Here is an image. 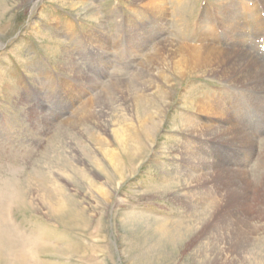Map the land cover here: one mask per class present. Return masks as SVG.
<instances>
[{"label":"rangeland","instance_id":"obj_1","mask_svg":"<svg viewBox=\"0 0 264 264\" xmlns=\"http://www.w3.org/2000/svg\"><path fill=\"white\" fill-rule=\"evenodd\" d=\"M222 1L165 0L163 14L167 16L162 28V21L154 20L156 15L147 10L149 7L132 0H0V229L8 230L16 244L22 245V264H264V216L258 213L264 201V104H246V92L240 86L233 87L206 68H197L181 79L173 77V85L167 88L169 105L163 121L153 130L150 148L142 138L146 153L141 159L128 165L111 138H107V150L121 164L118 168L102 154L94 157L104 166L94 168V154L87 151L91 132L104 130L92 115H82L83 103L107 96L113 83L144 82L150 65L145 60L158 41L195 47L202 37V25L216 36L213 18L217 19L211 15L207 21L204 7L210 8V15ZM242 1L243 8H237L252 17L253 1ZM138 10L144 16L140 19L154 24L155 33L146 37L149 40L141 47L127 51L128 21ZM141 21L136 19L135 23ZM68 28L73 31L70 35ZM94 31L107 40L108 64L102 61L96 66L95 61L83 58L88 57V46L93 47L88 38ZM118 37L120 42L114 44ZM69 60L75 63L71 71ZM87 77L94 82L89 85ZM51 80L54 87L48 84ZM226 88L232 97L237 96L226 104H242L237 109V126L251 135L237 142L242 150L234 153L236 159L229 163L232 176L251 191L239 206L252 214L255 242L242 256L223 247L215 231L229 221L220 215L233 205L229 200L221 205L203 198L201 205H189L179 199L191 194L189 187L195 182L189 184L179 171L184 165L176 149L188 145V138L192 140L189 146L197 140L196 135L188 137L181 124L217 118L197 106L224 94ZM71 90L74 94L65 98ZM251 112L253 121L246 117ZM154 153L162 164L159 170L152 162ZM200 155L214 164L213 156ZM119 174L125 177L112 196ZM29 176L33 180L30 184ZM216 178L223 183L222 176ZM39 187L58 192L59 198L72 196L73 201L65 198L68 201L62 209L76 213L66 218L52 215L50 209L55 204L42 199L44 191ZM164 187H168L166 192ZM24 189L30 205L23 201ZM102 193L105 200H101ZM192 193L194 197L201 195L200 191ZM118 197L123 201L117 204ZM17 248L15 242L9 245L0 240V264H13L12 251Z\"/></svg>","mask_w":264,"mask_h":264},{"label":"bare ground","instance_id":"obj_2","mask_svg":"<svg viewBox=\"0 0 264 264\" xmlns=\"http://www.w3.org/2000/svg\"><path fill=\"white\" fill-rule=\"evenodd\" d=\"M252 1L251 5L254 7L255 12L252 14V17H249L251 15H248V13L243 11V9L240 10L237 8L238 6L242 7L245 5L242 0H223L222 4L219 3L215 6V13L213 12V17L217 19V28L219 29V31L216 29V36H214V32H211V28L208 29V26L202 25L200 28L202 30V37L200 43H198L195 47H186L177 42L173 43L166 40L158 41L156 46L150 52L149 57L145 60L147 63L149 60L150 65L146 67L147 74L144 75V82L134 81V83L137 84V87L133 82H131V80H129V82L113 83L110 85V88L112 87L111 93H108L107 96H96L95 98L93 97V99H89L83 103L85 105L82 106V115H92L97 121V124L104 130V132H101L98 128H96L97 131L95 130V133L91 132V136L89 138L90 144L87 147V151L94 154L91 159V164L95 166L94 168L97 167L101 169L102 164L104 166L103 162L101 164L97 158L94 157L95 154H102V156L109 157V161L113 168L121 166L118 161L110 157L111 153L107 150V144H109V140L107 138H111L113 143L116 144L118 151H120V154L126 156L125 159L126 163L128 162V165L133 164L135 161L142 158V155L146 153L142 140L147 139L150 143V148V140L154 137L153 130L157 125H159V122L161 123V121H163L164 114L169 105L168 100L170 99V91L167 90V88H170V86L173 85V77L181 79L190 72L198 70L197 68H206L211 73L224 77L227 81H230L233 87L240 86L243 88L247 97L246 104H264V60L262 59V56H260V52L261 49H263L264 44V33L261 32L264 29V0ZM132 2H134V4L137 2H143L144 5L149 7L147 10H151L154 15H156L154 20L156 19L158 22L162 21L161 27L164 28V16L166 15L163 14L165 13V0H132ZM132 15L133 19L130 20V22L128 21V26L126 25L130 32V40L128 43H126L127 41L124 43V47L127 51H132V49L136 47H141L142 44L149 40V38L146 37L155 33L154 24L152 22L147 25L144 22L145 18L140 19L144 17L140 10L134 12ZM203 16L206 17L205 19L208 18L207 21H210L212 17L211 14L207 15V12ZM136 19L142 20L141 23L137 25L135 23ZM202 21H204V19ZM69 30L70 28H68V34L70 35L73 31ZM250 33L253 38L248 41ZM90 34H92V36L88 39L89 42L92 43L93 47L91 46L90 48L88 46V53L85 52L88 54V57L86 55V57L83 56V58L95 61L93 63H95L96 66H100L103 63L108 64L105 60L107 57L105 56V46L107 45L104 46L107 40L95 31ZM219 34H221V36H219ZM213 36L216 38H212ZM120 39L121 38L118 37L116 43L114 41V44L120 42ZM123 42L124 41H122V43ZM220 42L222 43L219 45L218 43ZM99 62H102V64H99ZM68 66L69 70L72 67L74 68V61L69 60ZM87 78L89 85L91 82H94L91 78ZM48 84L52 85L55 83L51 80ZM69 94L73 95L74 90L68 92V94L65 95V98ZM225 94L227 96H225ZM236 98L237 96L232 97L231 92H229L226 88L224 94H220L218 97H212L202 104H199L197 109L218 117L214 118L213 121H208V119L203 122L185 120L184 123L181 124L180 128L182 131L186 132L188 137L196 135L197 140L196 143H193L194 145L189 146V140L191 139L188 138V145H184L179 149H176V153L179 155V159L180 161H183L184 165L182 169H179V171L183 173V177H186L187 180H189L187 181L189 184L190 182L192 184L195 182L194 185L189 187L191 194L189 193V195H187V193H185L179 199L184 200L186 204L189 205H201L202 203L200 200L203 198H209V202L221 205L225 204V202L229 200L233 205L226 210L224 209V211L220 214L223 218H226L229 221L225 223V227L223 229L222 227L219 229L215 228V231L218 233L217 238L222 243L223 247H228L229 252L233 250L232 252L233 255L235 252V256H242L247 251L249 245L252 244L253 232L251 230L252 214L242 211L239 206V202L247 201L251 195V191L248 186L232 176L233 173L229 171V163L235 161L236 159L233 154L240 153L242 150L238 149L239 144H237V142H241L243 137L250 138L251 135L249 136L248 130L244 128L241 129L237 126V109L238 107H241L242 104H230L232 105L230 107L229 104H226V101L229 102L228 99L235 100ZM221 117H223L222 120L220 119ZM228 143H230V146ZM75 147L76 146H74L73 150H76ZM164 154L167 156L168 153ZM200 154L213 156V159H215L214 164L208 163L207 160ZM154 155L155 156H153L152 162L156 165V170H159L162 164L158 159L159 155L155 153ZM248 156V153H245V157L248 158ZM121 159L123 160L124 158ZM105 167L103 168L106 169ZM227 168L228 171H226ZM93 172L95 171L93 170ZM122 172L124 171H121V173ZM186 172H192L197 175L194 176L187 174ZM117 176L119 181L115 184L112 193L110 192L112 196L122 182V179L125 177H123L122 174ZM128 176L126 175V177ZM217 176H222V184H220L217 180ZM72 177L74 178V176ZM28 179H30L28 180V184L32 183L33 180L30 176ZM44 182H41V184ZM262 187H264V181L262 183ZM167 188L164 187L163 192H166L167 190L165 189ZM40 189L44 191V193H42V195L44 194L42 199L48 203L55 204V207H51L50 209L52 215H60L62 218H66L71 217L74 213H76L74 212V209H70V211L66 213L62 209L63 204H67L65 201L74 200H72V196L70 197L67 194L69 197L68 199L67 196H65V198L68 199L67 200L65 198H59L58 192L49 190L48 187L45 190L44 188ZM193 190L195 192L200 191L202 196H192ZM26 192L27 191L24 189V198L23 196L22 198L25 204L28 203L30 205L31 203H29V201L26 202ZM100 197H102L101 200H105L104 193H102V196ZM116 201L118 204L121 203L123 199L118 197ZM193 209H195V207ZM258 213H261L264 216V201L260 204ZM7 232L9 233L6 229H0V240L5 241L6 244L9 243V245L14 244L15 242V246L18 247L17 250L12 251L15 260L13 261V264L24 263L25 255L22 245L20 243L16 244V238ZM253 242H255V240ZM9 250L11 251V248H9Z\"/></svg>","mask_w":264,"mask_h":264}]
</instances>
